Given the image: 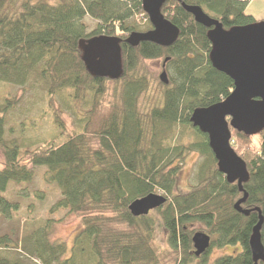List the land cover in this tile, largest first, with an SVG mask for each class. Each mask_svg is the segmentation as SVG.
Masks as SVG:
<instances>
[{
    "label": "trees",
    "instance_id": "obj_1",
    "mask_svg": "<svg viewBox=\"0 0 264 264\" xmlns=\"http://www.w3.org/2000/svg\"><path fill=\"white\" fill-rule=\"evenodd\" d=\"M182 3L199 6L225 30L257 22L246 12L247 0H166L160 12L178 30L174 43L132 46L126 42L131 35L152 30L139 0H0V84L37 87L49 99L67 92L73 110L83 116L80 128L70 131L55 116V133L28 148L16 137L24 133L25 123L8 124L18 98L0 95V215L11 219L18 210L4 194L10 182H32L33 166L45 168L44 182L60 193L49 214H78L81 224L69 248L64 241H47L50 218L19 244L0 236V264H159L163 257L155 236L160 228L172 264H190L192 223L210 237L209 249L235 250L210 264H254L249 241L259 215L264 248V130L247 136L229 127L230 146L248 173L242 185L247 198L240 205L248 215H243L234 209L243 194L218 171L207 135L189 120L195 109L223 101L233 81L211 66L208 29ZM86 18L97 22L90 32ZM100 36L119 39L115 78L101 76L83 59L84 44ZM160 58L167 84L159 82L158 95L142 110L139 98L149 89L148 80L136 68L141 61ZM110 81L121 82L119 103H112L90 130ZM191 153L202 161L183 190L176 179ZM149 194L165 197L163 206L132 216L129 205ZM34 195L45 198L44 192Z\"/></svg>",
    "mask_w": 264,
    "mask_h": 264
},
{
    "label": "water",
    "instance_id": "obj_2",
    "mask_svg": "<svg viewBox=\"0 0 264 264\" xmlns=\"http://www.w3.org/2000/svg\"><path fill=\"white\" fill-rule=\"evenodd\" d=\"M152 30L131 35L126 42L136 46L139 42L151 41L168 47L174 43L178 30L161 14L166 0H139ZM183 9L193 16L195 22L207 28L210 42L208 58L211 66L224 73L233 81V90L221 102L205 108H197L190 115V122L207 135L208 145L216 160L218 171L228 183H236L242 198L234 209L243 215L248 211L240 205L247 194L242 185L248 180L244 161L230 146L229 127L247 136H254L264 130V21L225 30L221 23L206 15L199 6L185 5ZM119 39L116 37H96L83 46V59L93 71L103 77L115 78L120 71ZM159 80L167 84L165 71ZM161 195L149 194L133 201L128 209L132 216H146L165 203ZM262 216L252 228L249 245L254 264L264 262V248L260 229ZM191 241L194 256L199 257L210 247V237L204 232H195Z\"/></svg>",
    "mask_w": 264,
    "mask_h": 264
},
{
    "label": "rangeland",
    "instance_id": "obj_3",
    "mask_svg": "<svg viewBox=\"0 0 264 264\" xmlns=\"http://www.w3.org/2000/svg\"><path fill=\"white\" fill-rule=\"evenodd\" d=\"M258 3V9L255 6H251L252 12L255 13V19L257 21H263L264 15L257 13L263 9V1ZM248 13V11L246 10ZM250 13V12H249ZM87 26V32L95 29L97 22L88 18L84 19ZM163 71V59L146 60L141 61L136 68V74L139 76H145L148 80V90L142 94L139 98V107L145 110L147 106L151 104V100L154 99L161 87L159 86V75ZM107 91L101 99V104L96 112L95 116L91 119V128L95 129L100 119L109 111V107L112 103H119V94L121 92V82H108L106 84ZM33 87V86H32ZM0 95L11 96L18 98V104L14 113H9L8 124L18 125L21 122L25 124V130L23 134H20L21 142L28 145V148L38 146L42 143V139L46 138L50 133H55L53 127L54 117L57 116L65 126V129L77 130L80 128L82 111L73 110L69 103V97L67 92L57 94L53 98L49 99L42 90L37 87L20 89L7 84H0ZM86 108L82 105V109ZM97 144L93 141V145ZM202 157L196 153H191L185 158V162L177 176L176 184L181 189H186L188 184L191 183L194 178V174L197 171L198 165L201 163ZM4 166V159L0 152V169ZM35 171V177L29 184L9 183V187L6 190L4 196L12 203H17L18 210L13 212L11 219H6L0 215V236L6 235L11 243H17L22 238L29 234H36L39 226L43 225L48 218L52 219L50 229L47 233V241L58 242L64 241L67 247L71 246L74 235L79 231L80 216L78 214H71L65 211H59L52 216L49 214V207L60 198V193L54 184H46L43 180V174L45 168L33 167ZM44 192L45 198H39L34 195L35 192ZM154 215V214H153ZM189 229L193 232L202 231L201 225L192 223L189 224ZM43 227V226H42ZM14 229V232L12 230ZM166 233L163 228L158 229L155 236V246L158 250H161V256L163 257L159 264H172L173 254L171 256L168 253L171 251L166 244ZM232 247L216 249H209L205 262L194 257L190 264H210L216 258L233 253ZM38 263L37 260L33 259Z\"/></svg>",
    "mask_w": 264,
    "mask_h": 264
},
{
    "label": "crops",
    "instance_id": "obj_4",
    "mask_svg": "<svg viewBox=\"0 0 264 264\" xmlns=\"http://www.w3.org/2000/svg\"><path fill=\"white\" fill-rule=\"evenodd\" d=\"M260 1L264 2V0H247L246 10L248 11V14L252 15L253 17H255V13L252 12L251 6L253 5V6H255L256 9H258L259 5L256 2H260ZM257 13H260V14L264 15V3H263V9L261 11L257 12Z\"/></svg>",
    "mask_w": 264,
    "mask_h": 264
},
{
    "label": "flooded vegetation",
    "instance_id": "obj_5",
    "mask_svg": "<svg viewBox=\"0 0 264 264\" xmlns=\"http://www.w3.org/2000/svg\"><path fill=\"white\" fill-rule=\"evenodd\" d=\"M163 66H164V63H163ZM193 255H194V248H193ZM206 253V252H205ZM205 253H203V254H205ZM203 254L202 255H200L199 257H196L197 259H200V260H202L201 258H202V256H203ZM229 254H232V252L231 253H229ZM195 257V256H194Z\"/></svg>",
    "mask_w": 264,
    "mask_h": 264
}]
</instances>
